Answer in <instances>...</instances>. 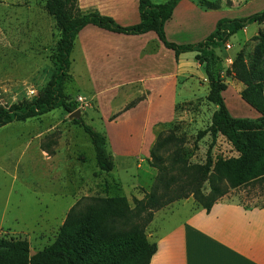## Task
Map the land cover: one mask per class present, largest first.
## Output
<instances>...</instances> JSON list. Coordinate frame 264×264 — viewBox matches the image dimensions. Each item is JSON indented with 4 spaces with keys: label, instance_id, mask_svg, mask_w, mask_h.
Returning <instances> with one entry per match:
<instances>
[{
    "label": "rangeland",
    "instance_id": "obj_1",
    "mask_svg": "<svg viewBox=\"0 0 264 264\" xmlns=\"http://www.w3.org/2000/svg\"><path fill=\"white\" fill-rule=\"evenodd\" d=\"M44 1L0 0V105L35 96L55 68L52 55L59 31L46 11ZM198 1L204 10L210 9L203 13V18L198 15L203 34L214 27L216 16L245 15L264 6V0ZM208 3L216 7L210 8ZM225 42L229 43L228 47ZM212 48L218 56L219 72L226 85L222 96L229 113L256 118L249 112L251 106L237 95L238 85L243 86V83L225 69L237 52L242 54L248 66L255 64V71L262 67L264 19L228 33ZM79 71L80 61L75 58L69 68L72 77L68 72L62 80V93L67 100H73L79 94L78 90L85 91L86 80L81 73L78 75ZM185 87L188 90L184 89L182 93L178 88L172 118L157 122L155 134L167 128L182 134L190 162H204L206 155L211 158L234 155L235 151L218 133L212 138L210 132L205 131L197 137V132L208 126L215 104L205 97L206 84L191 80ZM79 109V117L95 129H101L91 103ZM68 113L62 106H57L0 125V235L9 234L6 229L11 227H59L58 219L62 218L71 200L74 203L79 199L83 203L91 195L123 194L132 205V197H141L149 188L156 170L147 161L148 153L138 154L134 165L132 162L127 167H123L121 154L116 153L115 166L108 171L100 170L95 164L89 136L74 118L68 117ZM203 187L207 189L206 183ZM226 195L224 197L246 205L264 204V186L243 184L230 188ZM198 206L192 196L187 195L153 210L152 216L154 211L162 209L156 212L154 221L168 225L182 218L184 209L190 211ZM162 211L166 215L158 219ZM46 242L32 241L29 247L41 248Z\"/></svg>",
    "mask_w": 264,
    "mask_h": 264
},
{
    "label": "trees",
    "instance_id": "obj_2",
    "mask_svg": "<svg viewBox=\"0 0 264 264\" xmlns=\"http://www.w3.org/2000/svg\"><path fill=\"white\" fill-rule=\"evenodd\" d=\"M176 2L138 0V21L122 25L96 10H81L76 0H45L44 7L59 31L52 55L55 68L35 96L0 105V125L57 106L67 112L76 107L74 99H65L62 80L68 74L73 39L84 24L93 23L123 33L152 29L175 56L183 51L195 52L194 58L202 63L206 75L205 97L215 104L208 126L199 130L197 137L205 131H209L212 138L218 133L235 154L214 158L206 155L204 162H190L183 135L169 128L158 130L147 157L148 163L156 170L154 177L141 197H132V205L123 194L91 195L83 203L77 199L67 209L53 239L43 247L33 249L31 254L25 237L0 235V264H148L155 244L148 240L145 225L153 210L187 195L207 210L230 188L243 184L264 186V63L255 71V64L248 66L242 54L237 52L225 69L243 83L238 92L240 97L259 113L256 118L233 116L221 94L226 85L219 72L218 56L212 48L228 33L250 22L262 21L264 6L245 15L218 17L214 27L200 40L175 42L165 37L163 22L170 16ZM196 3L200 5L201 2L197 0ZM208 5L216 7L213 3ZM74 120L89 136L96 166L105 171L112 169L113 157L107 149L105 134L82 117Z\"/></svg>",
    "mask_w": 264,
    "mask_h": 264
},
{
    "label": "crops",
    "instance_id": "obj_3",
    "mask_svg": "<svg viewBox=\"0 0 264 264\" xmlns=\"http://www.w3.org/2000/svg\"><path fill=\"white\" fill-rule=\"evenodd\" d=\"M76 1L81 10H96L122 25L139 19L138 0ZM209 10L200 7L196 0H177L163 22L165 37L175 42L202 39L208 32L203 34L198 15L203 18V13ZM194 53L188 50L175 56L152 29L123 33L86 23L76 32L68 72L71 62L78 59V75L81 73L86 83L85 91L77 93L89 99L96 112L114 166L116 153L121 154L123 167L132 162L134 165L138 154L148 153L156 123L169 120L174 114L179 87L181 93L188 90L185 85L191 80L207 86L203 65L194 58ZM238 86L237 95L242 85ZM250 108L252 117L259 115L255 108ZM87 116L89 120L90 115ZM227 193L207 210L199 206L190 211L184 209L185 215L168 225L155 222L156 212L162 209L154 211L145 227L148 240L155 244L148 264H264V204H242L224 197ZM72 203V200L67 203L65 211ZM65 213L58 219L60 224ZM165 215L162 211L158 219ZM58 228L6 230L25 237L31 245L32 241L43 240L48 244Z\"/></svg>",
    "mask_w": 264,
    "mask_h": 264
},
{
    "label": "built area",
    "instance_id": "obj_4",
    "mask_svg": "<svg viewBox=\"0 0 264 264\" xmlns=\"http://www.w3.org/2000/svg\"><path fill=\"white\" fill-rule=\"evenodd\" d=\"M224 45H225V47H228L229 43L225 42ZM30 92H32V89H30ZM74 100L76 102V107H78V108H86V107L90 106L89 99L83 97L80 94H76L74 97Z\"/></svg>",
    "mask_w": 264,
    "mask_h": 264
},
{
    "label": "water",
    "instance_id": "obj_5",
    "mask_svg": "<svg viewBox=\"0 0 264 264\" xmlns=\"http://www.w3.org/2000/svg\"><path fill=\"white\" fill-rule=\"evenodd\" d=\"M80 109L78 107L74 108L72 111L68 113L69 118H77L79 116ZM34 250L30 249L29 253L31 254Z\"/></svg>",
    "mask_w": 264,
    "mask_h": 264
}]
</instances>
